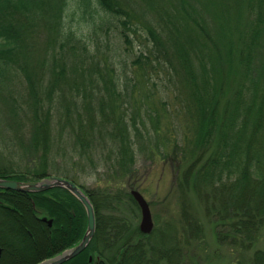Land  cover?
Segmentation results:
<instances>
[{
  "label": "trees",
  "instance_id": "16d2710c",
  "mask_svg": "<svg viewBox=\"0 0 264 264\" xmlns=\"http://www.w3.org/2000/svg\"><path fill=\"white\" fill-rule=\"evenodd\" d=\"M75 12L88 15L85 33L70 23ZM103 30H113L112 42L99 37ZM91 34L98 37L86 40ZM135 37L144 48L130 56ZM20 76L24 89L15 94ZM21 116L31 122V137L19 149L33 160L19 171L6 157L17 148L0 137V151L9 153L0 156V175L40 179L48 168L65 174L70 164L85 174L104 161L125 178L135 171L138 148L161 155L174 166L185 230L201 232L200 205L219 241L252 249L249 264H264V249L255 247L264 231V0H0V122L13 128ZM109 183L79 185L93 204L96 230L65 263L102 256L101 240L108 252L122 248L103 254V264H130V253L134 264H158L142 242H132L144 234L138 226L101 214L100 201L135 203ZM0 198L12 206L0 212V247L27 249L39 230L50 257L84 232L85 211L63 188L2 190ZM32 203L52 219L50 228L34 217ZM4 218L16 219L17 238L1 229ZM116 221L124 224L108 225Z\"/></svg>",
  "mask_w": 264,
  "mask_h": 264
},
{
  "label": "rangeland",
  "instance_id": "374dc122",
  "mask_svg": "<svg viewBox=\"0 0 264 264\" xmlns=\"http://www.w3.org/2000/svg\"><path fill=\"white\" fill-rule=\"evenodd\" d=\"M92 14L96 19L98 14ZM70 19V23L73 27L85 33L84 29L88 21V15L81 17L80 14L75 12L70 15ZM98 35H100L99 37H104V39H109L110 42L114 40L113 30H103V32H100ZM96 37L98 36L91 34L87 36L86 40L96 39ZM39 39L40 41L37 43L40 45L43 36L40 35ZM140 48H144L143 39L141 37H135L132 50H125V53L131 56L133 52L137 53ZM14 82L16 88H18L15 89L14 92L15 94H19L20 89H24V79L20 76L19 78H16ZM165 126L166 123L163 121V123L160 124V127L163 129ZM30 128L31 122L27 121L23 116H21L20 126L16 125L13 128H10L6 123L0 122V137L11 140L18 152L3 154L0 151V156H6L9 154L6 157L13 161H18L16 163L20 165L18 170L21 172H24L29 166L30 161L33 160L31 158L29 159L30 155L19 149V147L28 145V140L31 137ZM162 131L164 133L166 132L165 129ZM163 152H161V154ZM106 153L107 152H104V154ZM0 158L2 161L4 160L2 157ZM54 162L55 165H58L61 162V159L57 158ZM101 163L99 169H89L88 173L85 174H83L79 168L71 167V164L64 169L65 174H61L53 168H48L47 173L49 175L61 176L68 179L73 178L75 182L78 183V186L82 185L85 189L94 190L95 188H101L106 185L110 186L111 183L109 182L111 181L112 185L117 186L124 192H128L132 188L139 190L149 203L153 229L148 235H134L132 242H142L144 248L147 249V256L149 257V253L151 252V254H153L152 258L157 259L158 264H236L237 262L249 264L252 249L243 250L232 246L229 241H219L215 233V230L218 229V227L216 228L215 226L214 218L204 215L200 205H195V208L198 211V215L195 216V219L200 223L201 232L190 235L187 230H185L186 219L182 216V202L174 184V166L169 159H164L161 155H154L149 151H144L138 148L136 151L135 164L132 166L135 171L131 176H126L125 178H122L121 175L116 172L115 167L113 168V166H111V169L108 170V163L104 161H101ZM103 165L105 168H103ZM100 203L101 214L107 215L111 219H130L136 226H138L140 210L138 205L135 204L136 202L133 203V201L129 199L124 197L120 199L119 197L117 201L108 205L103 201H100ZM11 223L12 226L8 227ZM2 224H6L7 226L3 225L1 226V229L4 227L7 231L11 230L15 232V235L10 236L17 238L19 234L16 233L18 226L16 219L14 222H9L8 220L5 221L4 218ZM110 224L118 225L124 223L116 221V223L111 222L108 225ZM102 230H106V226H103ZM103 233L101 234V239L104 236ZM28 236L31 237L29 234L27 237ZM36 237V241L31 238V242L29 241L30 246L27 247L28 251L31 253H37L39 250L47 248L45 247L46 241L39 230L36 231ZM115 239L117 240V238ZM4 241H6V239ZM109 241L111 242L113 240L109 238ZM23 244L25 243L23 242ZM255 247L264 249V231ZM5 248L10 249L7 244L5 245ZM115 249L116 250L113 248L108 252L104 249L103 243L100 240L98 250L102 253V256H100L98 252H94V255L105 259L104 256H107V253L114 254V252H120L122 248ZM11 252H13V249ZM17 253L15 252V254L9 256V259L11 258L15 264L22 261V255H20L19 252ZM163 255H167V257H163Z\"/></svg>",
  "mask_w": 264,
  "mask_h": 264
},
{
  "label": "water",
  "instance_id": "95a60500",
  "mask_svg": "<svg viewBox=\"0 0 264 264\" xmlns=\"http://www.w3.org/2000/svg\"><path fill=\"white\" fill-rule=\"evenodd\" d=\"M52 188H63L67 190L81 203L85 211L86 225L81 238L74 245L45 258L36 264H62L81 253L88 246L96 230V217L93 204L83 189H81L75 182L65 177L48 175L40 179L22 180L11 178L7 175H0V189L2 190L36 193L45 192ZM129 193L140 210V220L138 224L139 230L144 234L151 233L153 229V221L149 203L139 190L132 188L129 190ZM42 219L45 220V218ZM48 222L50 223L51 221L48 220ZM90 259L91 257L89 256L88 260Z\"/></svg>",
  "mask_w": 264,
  "mask_h": 264
},
{
  "label": "flooded vegetation",
  "instance_id": "af4514ba",
  "mask_svg": "<svg viewBox=\"0 0 264 264\" xmlns=\"http://www.w3.org/2000/svg\"><path fill=\"white\" fill-rule=\"evenodd\" d=\"M2 192V189L0 190V193ZM32 209L34 210L35 218H39L41 222L46 225L47 227L52 226V219L48 218L45 214H43V210L37 209L34 204L32 203ZM6 210H12V206L8 205V202L4 199L0 198V212H4ZM42 218H45L43 220ZM48 220L51 222L49 223ZM30 236H32L31 232H28ZM10 249H6L5 246L0 247V264H15L13 263L12 259H9L10 255L15 254V252H19L20 255H22V261L18 264H36L37 262L41 261L44 258H47L48 255V248H45L44 250H39L37 253H31L26 248H22L20 246H9ZM13 249V252L11 250ZM18 254V253H17ZM101 256V255H100ZM100 256H95L94 253L90 254L91 259L86 264H103V258ZM135 254L130 253L129 260L131 261L130 264H134L135 261ZM89 258V257H88ZM119 258L118 256L116 257ZM96 260V262H95ZM62 264H68V263H62Z\"/></svg>",
  "mask_w": 264,
  "mask_h": 264
}]
</instances>
